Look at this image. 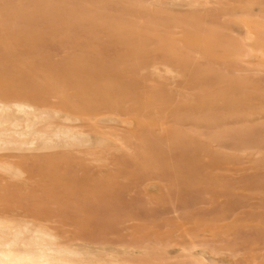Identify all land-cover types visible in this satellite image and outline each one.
<instances>
[{
  "label": "rangeland",
  "instance_id": "obj_1",
  "mask_svg": "<svg viewBox=\"0 0 264 264\" xmlns=\"http://www.w3.org/2000/svg\"><path fill=\"white\" fill-rule=\"evenodd\" d=\"M185 1L0 0V116L100 138L0 147L1 237L264 264V0Z\"/></svg>",
  "mask_w": 264,
  "mask_h": 264
},
{
  "label": "bare ground",
  "instance_id": "obj_2",
  "mask_svg": "<svg viewBox=\"0 0 264 264\" xmlns=\"http://www.w3.org/2000/svg\"><path fill=\"white\" fill-rule=\"evenodd\" d=\"M184 2H186V1L184 0ZM188 2L191 4V7H193V6L194 7H197V6L199 7L201 4H203V3H201L200 0H194V1L192 0L191 2L190 1H188ZM203 7H205V5ZM152 68H151V70H152ZM156 69H153V71L156 70ZM0 103H1V101H0ZM11 104H10V106H11ZM13 104H15V103H13ZM23 104H26V105H24V106H26V108L29 106L28 105L29 103L28 104L27 103H23ZM23 104H22V106H23ZM2 105H5V104H2ZM16 105L18 106V104H16ZM2 107H4V106H2ZM11 107L14 108L13 106H11ZM23 108L25 109V107H23ZM30 108H32V107H30ZM7 109H8V106H7ZM37 109L39 110V108H37ZM12 110H14V109H12ZM15 111L18 112V110H15ZM22 111H24V110H22ZM41 111L42 110H39V112H41ZM10 112H12V111H9V113ZM57 112H59V111H57ZM61 112H62V110H61ZM61 112L58 113V115L61 114ZM100 112L101 111H99V109L94 110V111L92 109H90V111H88V114H89L90 117H92V120H93L95 118H98L99 116H103V114L100 113ZM17 114H19V113H17ZM28 114H30V113H28ZM41 114H44V113H41ZM64 114H67V113H64ZM68 114H70V113H68ZM14 115L11 116V117L8 116V114L4 115V117L0 116V147H2V149H3L2 150L0 148V150H2V151H4V149L9 150V151H11V150L12 151L19 150L20 148L18 149L17 146H12V145L10 146L9 144H11L12 141L15 142L16 140L20 141L22 139L23 140H25V139L26 140L27 139L30 140L31 139V141L27 140L28 143L29 142L30 143H29V145H26V146H31L30 149H33V148L34 149H40V148H43V147H46V148H50V147L58 148V147H60V146H62L64 144H67L68 142L69 143L70 142H75V143H87V144H89V143H96L98 140H100V138L98 136H97L98 138L95 137L96 135L94 137H92L93 135H89V134L84 135L83 132H82V135H81V134H78L79 133L78 131L76 133L75 130H73L70 126L69 127L71 129L70 128L66 129L68 127L65 128L63 125H61L59 123H56V126L59 124V125L63 126L64 128L61 127V126L60 127H56L55 123H54V126L50 125V127H47V128L45 127L46 129L45 128L43 129V126H45L46 124H45V122H39L38 118L35 119V117H34V119L37 120V122L34 119L33 120L35 122L33 120H31V122H29L28 121L29 119L26 120L28 117L25 119L26 114L24 115L25 117L23 116V119L17 118V116L15 117ZM33 115H34V113H33ZM50 117H52V116H50ZM72 118L74 119V117H72ZM47 119H48V117H47ZM66 119H67V117H66ZM109 119L110 118L99 119V120H100V122H105V123L108 124L107 121H110ZM87 120H89L93 124H95L94 123L95 120L92 121V120H90L88 118H87ZM96 120H98V119H96ZM99 120L97 121L98 123H99ZM45 121H46V119H45ZM63 124H65V123H63ZM89 131H91V130H89ZM91 134H93V132H91ZM15 143H12V144L15 145ZM33 145H34V147H33ZM5 146H6V148H5ZM7 146L9 148H7ZM23 147H25V146H23ZM25 149H26V147H25ZM6 152H8V151H6ZM6 152H4V153H6ZM34 228L36 230L39 229V231H41L43 233L51 234V238L49 239V241L53 242V246H50V245L46 246V245L43 244V242L37 243L36 241H33V240H28V239L26 240L25 238H22L20 236V234L18 232L19 229L18 230L16 229L17 230L16 232L14 230L12 232H9L10 230L8 231V229H7L8 232L5 230L6 232H4V233L2 232L3 233L2 237L0 236L1 237L0 238V264H125L126 263V261L118 260L119 256L117 258H115L116 255L115 256L113 254L109 255L108 250L106 249L107 247L106 248H91V246L88 247L87 245L86 246L85 245H81L83 243H80V244H78L76 246H65V245L61 244L62 243L61 242V238L60 239L57 238L55 235H53L51 233V231H48L46 227H45L46 230L44 228H42L41 225L38 226V227L36 226ZM48 242H47V244H48ZM49 244H50V242H49ZM102 246H104V245H102ZM117 250H118V248H117ZM73 251L74 252L76 251L77 254L80 253V252H86V253L83 256H81L79 254L78 255V259L73 257L74 260H72L73 258L71 259V257H72L71 253H73ZM127 252L128 251L126 250V253ZM98 254H102L103 256H100V258H98V256H97ZM131 255H132V253H131ZM127 264H129V263H127Z\"/></svg>",
  "mask_w": 264,
  "mask_h": 264
}]
</instances>
